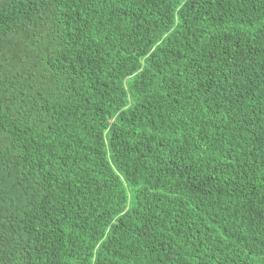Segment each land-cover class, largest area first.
<instances>
[{"label": "trees", "instance_id": "1", "mask_svg": "<svg viewBox=\"0 0 264 264\" xmlns=\"http://www.w3.org/2000/svg\"><path fill=\"white\" fill-rule=\"evenodd\" d=\"M0 264H264V0H0Z\"/></svg>", "mask_w": 264, "mask_h": 264}]
</instances>
